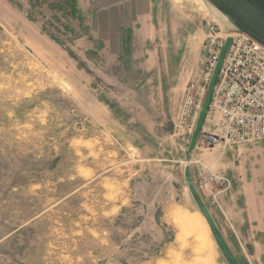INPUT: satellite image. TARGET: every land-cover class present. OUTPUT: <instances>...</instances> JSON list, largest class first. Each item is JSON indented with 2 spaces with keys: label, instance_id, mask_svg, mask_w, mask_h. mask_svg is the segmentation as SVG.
<instances>
[{
  "label": "rangeland",
  "instance_id": "1",
  "mask_svg": "<svg viewBox=\"0 0 264 264\" xmlns=\"http://www.w3.org/2000/svg\"><path fill=\"white\" fill-rule=\"evenodd\" d=\"M157 3L160 38L110 44L77 0H0V264H231L190 184L244 262L196 169L229 153L249 170L264 142L191 150L197 122L175 126L207 23L232 24L207 0Z\"/></svg>",
  "mask_w": 264,
  "mask_h": 264
},
{
  "label": "built area",
  "instance_id": "2",
  "mask_svg": "<svg viewBox=\"0 0 264 264\" xmlns=\"http://www.w3.org/2000/svg\"><path fill=\"white\" fill-rule=\"evenodd\" d=\"M206 29L202 74L187 86L175 125L177 131H194L223 49L230 40L198 142L230 149L264 142V46L234 29L225 32L212 23H207ZM225 182L228 180L223 176L206 173L202 188L211 187L220 194L230 189Z\"/></svg>",
  "mask_w": 264,
  "mask_h": 264
},
{
  "label": "crops",
  "instance_id": "3",
  "mask_svg": "<svg viewBox=\"0 0 264 264\" xmlns=\"http://www.w3.org/2000/svg\"><path fill=\"white\" fill-rule=\"evenodd\" d=\"M72 2L75 0H67L68 4ZM77 2V9L90 10V14L85 16L86 19H90L86 23V29L89 36L93 35L96 41L111 44L127 40L152 42L160 38L157 31V0H77ZM109 47L111 48V45ZM182 79L184 78L180 75L175 83L180 84L178 89L180 103L189 84L184 80L182 82ZM247 160L249 162H245L244 166L252 164V167L246 170L241 165L237 173L229 153L221 154L211 163L202 162V167L197 165L196 174L200 177L204 171L225 173L233 179L231 191L216 193L223 211L222 225L226 226L224 231L235 237L240 259L244 261L239 262L240 264H264V159L250 155ZM249 173L251 176L245 177Z\"/></svg>",
  "mask_w": 264,
  "mask_h": 264
},
{
  "label": "water",
  "instance_id": "4",
  "mask_svg": "<svg viewBox=\"0 0 264 264\" xmlns=\"http://www.w3.org/2000/svg\"><path fill=\"white\" fill-rule=\"evenodd\" d=\"M214 8H216L222 15H224L228 21L232 24L233 29L236 32L243 33L254 39L256 42L260 43L264 46V0H207ZM231 45V41L228 40L226 43L220 61L218 63L217 69L213 75L209 86V92L203 109L200 113L197 127L194 131L192 142H191V150L196 148L200 134L203 130L207 112L209 110L212 95L214 92V88L219 76L220 69L222 67V63L225 57L227 50ZM190 188L192 190V194L198 203L203 215L207 219L212 232L214 233L216 240L221 247V249L226 254L229 262L231 264H239L236 262L235 258L231 255L228 247L221 239L218 229L216 227L215 222L212 217L208 213V210L204 203L202 202L200 196L196 192V189L193 188V185L190 184Z\"/></svg>",
  "mask_w": 264,
  "mask_h": 264
},
{
  "label": "bare ground",
  "instance_id": "5",
  "mask_svg": "<svg viewBox=\"0 0 264 264\" xmlns=\"http://www.w3.org/2000/svg\"><path fill=\"white\" fill-rule=\"evenodd\" d=\"M209 229V228H208Z\"/></svg>",
  "mask_w": 264,
  "mask_h": 264
}]
</instances>
